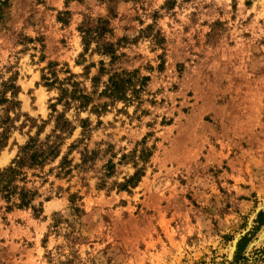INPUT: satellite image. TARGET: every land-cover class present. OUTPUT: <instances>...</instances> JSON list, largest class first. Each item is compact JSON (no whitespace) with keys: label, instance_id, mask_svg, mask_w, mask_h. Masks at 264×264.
<instances>
[{"label":"rangeland","instance_id":"obj_1","mask_svg":"<svg viewBox=\"0 0 264 264\" xmlns=\"http://www.w3.org/2000/svg\"><path fill=\"white\" fill-rule=\"evenodd\" d=\"M30 139L0 264H264V0H0V171Z\"/></svg>","mask_w":264,"mask_h":264},{"label":"trees","instance_id":"obj_2","mask_svg":"<svg viewBox=\"0 0 264 264\" xmlns=\"http://www.w3.org/2000/svg\"><path fill=\"white\" fill-rule=\"evenodd\" d=\"M49 74L54 78L49 79L46 76H42V80L44 81V86L47 88H53L54 86L59 87L60 96L57 98V102L64 100V103L67 106L76 103L77 109H84L88 106L90 102L89 96L77 87V83L72 81L71 76H68L57 83L56 71L50 69ZM126 83V80L121 79L117 75L111 76L105 83L102 93L112 99H123L125 96ZM69 88L71 89L69 90ZM97 107L98 106H93V111H96L98 109ZM52 108H54V106ZM64 124L67 123L64 122ZM43 146L44 145L38 143L35 139H30L20 150L19 156L13 160L7 168L0 171V196L1 199L10 203L7 210H12L13 207L22 209L30 206L35 193L26 190L23 186L19 187L18 183L24 182L25 180L23 169L30 170L39 167L44 164L48 157L57 156V147L47 146L45 149ZM12 197H16L17 203L11 202ZM254 224L256 225L254 230L264 226V209L257 213ZM250 236H252V234L247 233L238 241L234 261L237 260L238 255L246 248ZM261 252H263L264 255V249L261 250Z\"/></svg>","mask_w":264,"mask_h":264}]
</instances>
